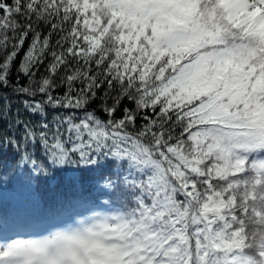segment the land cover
I'll return each mask as SVG.
<instances>
[{"label": "snow or ice", "instance_id": "1", "mask_svg": "<svg viewBox=\"0 0 264 264\" xmlns=\"http://www.w3.org/2000/svg\"><path fill=\"white\" fill-rule=\"evenodd\" d=\"M6 198L0 264H264V0H0Z\"/></svg>", "mask_w": 264, "mask_h": 264}, {"label": "trees", "instance_id": "2", "mask_svg": "<svg viewBox=\"0 0 264 264\" xmlns=\"http://www.w3.org/2000/svg\"><path fill=\"white\" fill-rule=\"evenodd\" d=\"M7 163V157L4 158ZM63 182V181H61ZM13 211V204L10 199H4L3 203L0 204V212H2L5 216H8Z\"/></svg>", "mask_w": 264, "mask_h": 264}]
</instances>
